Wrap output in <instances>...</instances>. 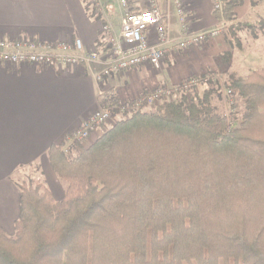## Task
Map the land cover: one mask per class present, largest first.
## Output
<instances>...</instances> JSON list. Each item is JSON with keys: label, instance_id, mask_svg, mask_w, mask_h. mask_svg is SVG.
<instances>
[{"label": "trees", "instance_id": "trees-1", "mask_svg": "<svg viewBox=\"0 0 264 264\" xmlns=\"http://www.w3.org/2000/svg\"><path fill=\"white\" fill-rule=\"evenodd\" d=\"M243 2L215 12L231 44L248 28L233 24ZM207 84L154 112L129 102L90 147L52 145L64 197L15 184L19 217L14 237L0 228V264H264V68L229 76L245 109L233 127L212 104L218 84Z\"/></svg>", "mask_w": 264, "mask_h": 264}, {"label": "crops", "instance_id": "crops-1", "mask_svg": "<svg viewBox=\"0 0 264 264\" xmlns=\"http://www.w3.org/2000/svg\"><path fill=\"white\" fill-rule=\"evenodd\" d=\"M121 1L0 0V38L28 39L37 45L80 39L91 49L99 44L103 27L97 19L102 14L117 19L119 36L125 14ZM127 1L135 12L145 7L143 0ZM252 1L244 0L235 9L236 22H250L254 12L259 11L262 3L252 7ZM185 2L193 16V33L206 34L227 26L216 18L213 0ZM160 6L166 10L164 0ZM169 8L171 37L170 43L162 46L165 60L160 69L143 65L115 77L103 75L109 67L105 60L81 63L67 71L0 66V228L8 235L15 232L14 224L19 217L20 193L13 180L15 173L35 164L53 171L46 156L50 147L70 144L69 138L99 110L98 76L103 75L104 89L117 91V101L123 107L157 87H176L207 72H221V55L229 49L220 37L187 52L171 48L178 42L181 26L173 6ZM149 40L158 45L152 29ZM250 58L257 57L251 54ZM97 139L98 136L92 138L91 143Z\"/></svg>", "mask_w": 264, "mask_h": 264}, {"label": "built area", "instance_id": "built-area-1", "mask_svg": "<svg viewBox=\"0 0 264 264\" xmlns=\"http://www.w3.org/2000/svg\"><path fill=\"white\" fill-rule=\"evenodd\" d=\"M161 0H143L144 8L133 11L129 1L122 0L124 18L121 22L120 37L118 39L102 40L105 46L97 44L94 48L87 49L80 39L66 40L57 45H37L34 41L20 39L17 41L0 38V66L3 65H26L38 69H56L67 71L73 66L81 63H94L107 61L108 69L103 73L107 76L120 77L143 65L160 69L165 60L164 49L170 43L171 17L170 8H174L181 26L178 42L172 49L187 52L194 48L204 46L209 40L221 36V28L206 34H195L192 32L191 23L193 16L185 0H164L166 10L160 6ZM214 12H220L223 8V0H213ZM153 30L158 40V45L151 44L149 31ZM107 30V28L105 29ZM103 75L98 76L99 110L84 124V126L73 136V139L82 142L87 141L92 133L99 131L112 119L113 110L119 105L117 91L115 89H104ZM216 81V75H204L192 78L180 86L159 87L148 94L145 99H139L135 108L141 107L143 103L154 104L156 107L163 100L172 101L174 97L181 98L183 92L198 87L200 83ZM228 94H232L231 91ZM175 95V96H174ZM125 106L121 107V112ZM229 126L234 122L229 120Z\"/></svg>", "mask_w": 264, "mask_h": 264}, {"label": "rangeland", "instance_id": "rangeland-1", "mask_svg": "<svg viewBox=\"0 0 264 264\" xmlns=\"http://www.w3.org/2000/svg\"><path fill=\"white\" fill-rule=\"evenodd\" d=\"M252 2H254V5L257 3V6L262 3V5L258 8L259 11L257 13L254 12L252 20H250V22H236V16V20L235 22H233L234 25H245L248 27L243 29L241 28L237 32V37L239 39L238 42L235 41L233 44L229 42L231 38L229 35V31H227V28L231 24L225 23V25L227 24V26L223 30L221 29L222 31L220 38L222 41H224V43L227 45V48L229 49V51L221 55V72L206 73V75L214 74L218 77V80L214 82L218 84L217 87L219 89V96H214L212 98L213 106L218 110L219 113L225 115L234 123L236 120H242L245 109L241 99L233 95V91L229 87V76L232 74H236L240 78H246L250 73L264 68V0H253ZM254 5L252 4V7H254ZM97 20L101 21L103 27V29L101 30V34L99 35V43L105 38L110 37L111 39H118L120 37V33L119 36L116 35V32H119L117 29L118 21L117 19L115 20L113 16L108 17L102 14V16H100ZM105 25H108L109 29L105 30ZM251 54H255L257 58L254 60L251 59ZM224 56L226 57L223 58ZM157 88L153 89L150 92H153ZM193 89H195L196 94L202 96L208 89V84L207 82H203L200 83L198 87H195ZM229 91H231L232 94H228ZM150 92H148V94ZM177 98V96L174 97L172 101H178ZM164 101L166 100L158 102L161 103ZM167 101L171 102L169 100ZM134 102H139V100H135ZM136 110H141L143 112H154L155 106L154 104L150 105L147 103H143L141 107L136 108ZM128 116L129 115H127L126 113H120L117 116L113 115L112 113L111 121L106 126L102 127L99 131L92 133L90 138L85 141L83 145L86 147H90L92 145V138H95L96 136H98L99 138L117 121L127 118ZM69 143L70 144L65 147L66 151H69L73 141L71 140ZM67 153L71 154V152ZM45 170V167L43 170L38 164H35L29 169L20 170L15 173L13 180L15 184H22L32 180L44 182L53 192L56 199L58 201H61L64 197L66 185L57 178L56 174H54L51 169L46 171ZM9 236L14 237L15 232H12L11 234H9Z\"/></svg>", "mask_w": 264, "mask_h": 264}]
</instances>
